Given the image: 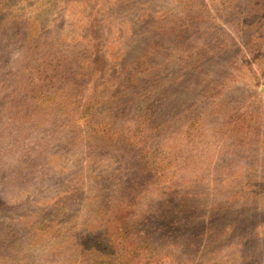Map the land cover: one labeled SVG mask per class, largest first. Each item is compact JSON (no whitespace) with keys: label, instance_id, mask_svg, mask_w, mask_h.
Segmentation results:
<instances>
[{"label":"rangeland","instance_id":"rangeland-1","mask_svg":"<svg viewBox=\"0 0 264 264\" xmlns=\"http://www.w3.org/2000/svg\"><path fill=\"white\" fill-rule=\"evenodd\" d=\"M0 264H264V0H0Z\"/></svg>","mask_w":264,"mask_h":264}]
</instances>
